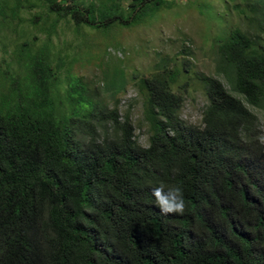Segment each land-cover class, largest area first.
Here are the masks:
<instances>
[{
	"label": "trees",
	"instance_id": "trees-1",
	"mask_svg": "<svg viewBox=\"0 0 264 264\" xmlns=\"http://www.w3.org/2000/svg\"><path fill=\"white\" fill-rule=\"evenodd\" d=\"M222 1L247 26L222 23L211 40L195 124L173 90L179 74L186 88L188 59L169 66L164 56L117 85L119 70L87 78L73 69L80 57L53 50L61 21L79 37L85 27L106 33L175 0H0V19L11 2L13 22L39 8L30 21L46 33L36 45L25 31L17 71L0 75V264H264V0ZM130 82L143 98L147 146L118 107ZM160 183L182 186L184 214H160Z\"/></svg>",
	"mask_w": 264,
	"mask_h": 264
},
{
	"label": "rangeland",
	"instance_id": "rangeland-1",
	"mask_svg": "<svg viewBox=\"0 0 264 264\" xmlns=\"http://www.w3.org/2000/svg\"><path fill=\"white\" fill-rule=\"evenodd\" d=\"M199 2L197 0H175L171 6L163 7L153 16L143 19L144 21L138 25L124 27L118 23H112L113 25L106 33L102 28L93 30L85 27L88 33L80 37L75 34L72 22L61 21L57 25L56 33L52 36L53 50L54 52L59 51L62 56L67 54L66 60L73 56L80 57L72 66L87 78L91 77L96 80V77L100 78L109 71L119 70L117 85H120L125 77L132 78L137 72L152 73L156 63L164 56L174 58L175 63L170 60L169 66L180 65L181 59H188L190 74L187 72L189 81L186 88L180 87L186 79L183 74H179L178 80L173 84V90L183 93L184 96L181 117L187 122L199 124L206 97L202 82L197 75L213 72L214 62L209 52L211 40L224 33L218 31L222 23L240 25L243 28L247 26L232 4L226 8L224 5L226 2L222 0ZM122 4L126 5L127 0H122ZM11 5V2L6 3L7 19L4 17L0 19V75L2 74L5 79L6 75L17 71L16 53L20 51L19 45L28 40V35L23 33L30 32L38 37L36 45L42 44L46 37V33L37 28L38 26L34 27L30 21L33 13L39 8L32 10L22 8L19 13L22 20L16 19L13 22L9 17ZM89 31L92 33L89 34ZM262 39H264V33ZM184 45L192 49V54L187 56L178 52ZM211 49H213L212 46ZM122 61L125 63L124 68L120 66ZM55 62L53 60L54 64ZM108 101L109 106L112 107L114 100L108 98ZM118 107L121 114L126 111L130 112L135 136L141 145L147 146L150 127L144 117L142 95L135 84L131 82L127 84L126 90L118 97ZM257 113L264 142V110L257 111Z\"/></svg>",
	"mask_w": 264,
	"mask_h": 264
},
{
	"label": "clouds",
	"instance_id": "clouds-1",
	"mask_svg": "<svg viewBox=\"0 0 264 264\" xmlns=\"http://www.w3.org/2000/svg\"><path fill=\"white\" fill-rule=\"evenodd\" d=\"M155 206L159 209L161 215H182L186 209L183 188L180 185H165L152 189Z\"/></svg>",
	"mask_w": 264,
	"mask_h": 264
}]
</instances>
